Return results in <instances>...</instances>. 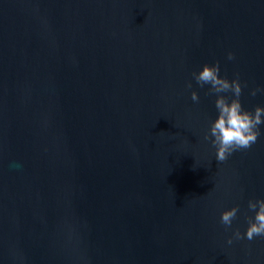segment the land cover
I'll use <instances>...</instances> for the list:
<instances>
[{
  "label": "water",
  "instance_id": "water-1",
  "mask_svg": "<svg viewBox=\"0 0 264 264\" xmlns=\"http://www.w3.org/2000/svg\"><path fill=\"white\" fill-rule=\"evenodd\" d=\"M217 62L264 105V0H0V264H264V237L227 244L264 124L216 161L193 73Z\"/></svg>",
  "mask_w": 264,
  "mask_h": 264
},
{
  "label": "clouds",
  "instance_id": "clouds-1",
  "mask_svg": "<svg viewBox=\"0 0 264 264\" xmlns=\"http://www.w3.org/2000/svg\"><path fill=\"white\" fill-rule=\"evenodd\" d=\"M229 60L235 59V54L228 53ZM195 81L201 86L210 85L209 94H215V108L217 118L211 123L204 139L210 140L216 149V161L223 163L237 151L250 149L260 136V126L264 124V105H258L254 111L243 107L240 99L243 85L239 76L229 79L220 75V64H205L201 70L193 73ZM188 87L192 85L189 82ZM258 92H264V88H256L251 91L252 96ZM231 93V96L225 95ZM191 99L199 102L198 92L191 93ZM248 209L255 213L249 219V225L245 233L236 228L228 238L227 244L231 245L234 240L246 239L253 241L257 237H264V197L248 201ZM239 212V206L224 210L220 216V223L226 229H232L233 221Z\"/></svg>",
  "mask_w": 264,
  "mask_h": 264
}]
</instances>
